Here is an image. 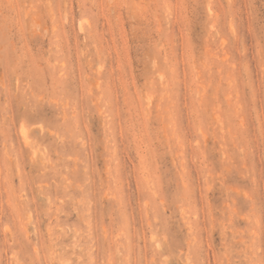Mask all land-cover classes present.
<instances>
[{
    "label": "rangeland",
    "instance_id": "obj_1",
    "mask_svg": "<svg viewBox=\"0 0 264 264\" xmlns=\"http://www.w3.org/2000/svg\"><path fill=\"white\" fill-rule=\"evenodd\" d=\"M0 264H264V0H0Z\"/></svg>",
    "mask_w": 264,
    "mask_h": 264
},
{
    "label": "bare ground",
    "instance_id": "obj_2",
    "mask_svg": "<svg viewBox=\"0 0 264 264\" xmlns=\"http://www.w3.org/2000/svg\"><path fill=\"white\" fill-rule=\"evenodd\" d=\"M24 135V133H22Z\"/></svg>",
    "mask_w": 264,
    "mask_h": 264
}]
</instances>
